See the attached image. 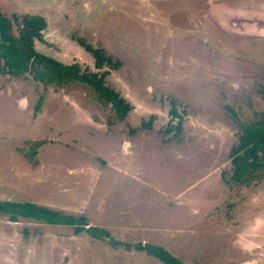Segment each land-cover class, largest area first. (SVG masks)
<instances>
[{"label": "rangeland", "instance_id": "374dc122", "mask_svg": "<svg viewBox=\"0 0 264 264\" xmlns=\"http://www.w3.org/2000/svg\"><path fill=\"white\" fill-rule=\"evenodd\" d=\"M0 10L44 17L36 50L110 70L106 86L133 106L115 122L88 84L0 73V201L84 216L185 264H264V174L228 182L240 126L264 112V0H0ZM79 41L120 66L96 68ZM0 264L164 263L73 226L0 213Z\"/></svg>", "mask_w": 264, "mask_h": 264}, {"label": "trees", "instance_id": "16d2710c", "mask_svg": "<svg viewBox=\"0 0 264 264\" xmlns=\"http://www.w3.org/2000/svg\"><path fill=\"white\" fill-rule=\"evenodd\" d=\"M15 26H17L18 35L14 31ZM46 26V19L42 16L25 14L20 17L14 15L11 20L0 10V73L12 78H24L31 75L35 82L45 87L63 88L76 82L88 84L94 87L95 93L103 105L114 108L115 122H125L128 114L133 110V106L116 90L106 86L105 80L109 76L110 70L97 73H90L87 69L82 71L78 64H62L36 50L35 42L42 40ZM79 42L94 56L96 68L103 69L108 66L117 69L120 66L119 61L114 62L102 50L95 49L91 45L85 44L84 41ZM258 93L264 96V87ZM44 99V96L39 98L35 107L36 113L40 112ZM171 115H174V118L179 117L174 107H172ZM256 117V121L240 126L239 143L232 148L230 153L233 173L228 180L229 185L241 182L243 185H250L264 174V112L257 113ZM233 118L237 120L234 111ZM152 121L151 119L142 122L141 125L150 128ZM171 130L167 128L166 132ZM176 130L177 132L181 130V121L177 124ZM0 213L8 215L12 222L24 218L49 225L73 226L76 234L86 232L93 239H108L113 245L136 249L155 257L164 264H185L161 246L141 243L132 246V244L117 241L106 229L88 226L84 216L66 215L34 203L12 201H0Z\"/></svg>", "mask_w": 264, "mask_h": 264}, {"label": "flooded vegetation", "instance_id": "af4514ba", "mask_svg": "<svg viewBox=\"0 0 264 264\" xmlns=\"http://www.w3.org/2000/svg\"><path fill=\"white\" fill-rule=\"evenodd\" d=\"M231 13V12H230ZM238 15V14H237Z\"/></svg>", "mask_w": 264, "mask_h": 264}]
</instances>
